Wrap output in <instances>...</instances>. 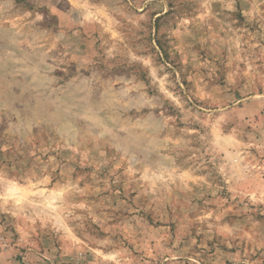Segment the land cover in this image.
I'll return each mask as SVG.
<instances>
[{
  "label": "rangeland",
  "instance_id": "374dc122",
  "mask_svg": "<svg viewBox=\"0 0 264 264\" xmlns=\"http://www.w3.org/2000/svg\"><path fill=\"white\" fill-rule=\"evenodd\" d=\"M0 264H264V0H0Z\"/></svg>",
  "mask_w": 264,
  "mask_h": 264
}]
</instances>
